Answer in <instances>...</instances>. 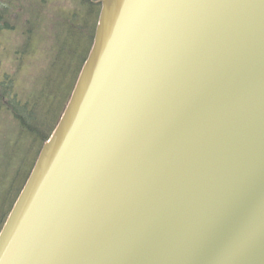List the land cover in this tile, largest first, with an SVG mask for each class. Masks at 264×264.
I'll use <instances>...</instances> for the list:
<instances>
[{"label":"water","instance_id":"water-1","mask_svg":"<svg viewBox=\"0 0 264 264\" xmlns=\"http://www.w3.org/2000/svg\"><path fill=\"white\" fill-rule=\"evenodd\" d=\"M0 264H264V0H102Z\"/></svg>","mask_w":264,"mask_h":264},{"label":"trees","instance_id":"trees-1","mask_svg":"<svg viewBox=\"0 0 264 264\" xmlns=\"http://www.w3.org/2000/svg\"><path fill=\"white\" fill-rule=\"evenodd\" d=\"M14 1L11 7L18 12V23L0 25V65L4 59L18 67L17 75L16 70L9 78L0 76V114L6 119L0 126V229L43 143L44 137L32 143L23 136L44 122L43 128L48 130L49 123L58 122L91 47L100 10L99 0H77L81 2L78 9H74L76 0H46L49 4L18 0V6ZM55 1L52 14L48 5ZM40 7H47V14ZM33 8L39 13L26 25L25 14ZM43 18L51 21L45 29L40 26ZM53 18L57 25L53 26ZM66 24L76 26L79 32L66 37L68 31L62 26ZM69 60L75 62L71 70L67 68ZM36 74L39 76L33 80Z\"/></svg>","mask_w":264,"mask_h":264},{"label":"bare ground","instance_id":"bare-ground-1","mask_svg":"<svg viewBox=\"0 0 264 264\" xmlns=\"http://www.w3.org/2000/svg\"><path fill=\"white\" fill-rule=\"evenodd\" d=\"M13 1L14 0H0V8H2V11H1V14H0V25H2V24L9 25L11 23H14V24L15 23H18V12L14 13V10L11 7V4H12ZM86 1L87 0H85V2ZM101 1L102 0H99L98 2L100 3ZM72 2L74 3L73 0H72ZM89 2H92L93 3V2H95V0H89ZM14 3L17 4L18 3V0H15ZM38 3L43 4V3H48V2L46 0H43V3L41 1H39ZM56 4H57V1H55L51 5H48V7H50V11H49L50 13L52 12V14H55V9L53 7ZM80 4H81V2H79V1L76 0L75 1V8L74 9H78V7H79ZM17 6H18V4H17ZM40 9H41V11H43L46 14H47V12L49 10L47 7H44V8L40 7ZM38 13H39V9H37V8L29 9V11L25 14V17H26V18H24L25 19V21H24L25 24L28 25L29 22L32 24L34 22V20L36 19V16H37ZM52 17L53 16L50 15V18H52ZM55 19L56 18H53V20H52L53 26L54 25H57V21H55ZM68 19L69 18L66 19L67 22H68ZM41 20H40L41 21L40 26H42V28H44V29L51 22V21L49 22L45 18H43ZM62 26L66 27V30L68 31L66 37L68 35H71L73 37L77 32H79V30L77 31V27L76 26H68V24L62 25ZM58 33H59V36L62 35V31H61V33L60 32H58ZM37 34L40 35L38 32H37ZM16 63H18L17 60H16ZM74 63L75 62H72L71 60H69L67 68H69L70 70L73 69ZM62 65H63V63H62ZM11 67H12V71L8 70L5 65H0V76L3 77V78H5V79L6 78H9L13 74V72H15L16 70L17 71L15 72V74L17 75V73H18L17 64H12ZM38 76H39L38 74H36L35 76H33V80H35L36 77H38ZM57 78H59V77H57ZM55 81H57V80H55ZM74 85H75V83H74ZM13 108H16V106L13 105ZM0 116H1V114H0ZM3 121H2V119L0 117V126H2V122ZM57 125H58V123H56V124L55 123H49V126H48L49 127V130L47 128H43V127H45L44 125L38 126L36 129L32 130L31 132H29V133L25 134V136H23V139L30 140L32 143H35L37 141V139H41L42 137H44L42 139V142L43 143L41 144L40 149H38V153H37V156H36L37 158L39 157V155H40L43 147L46 146V144L50 141L52 135L54 134V132L56 130ZM37 158H36V160H37ZM32 169H33V167H32ZM32 169L30 170V173H29L27 179L29 178ZM27 179H26V181H27ZM26 181L23 183V185H22V187L20 189L19 194L25 188ZM12 209H13V206L10 209V211L8 212V214L6 215V218L5 219L9 218V215H10Z\"/></svg>","mask_w":264,"mask_h":264},{"label":"rangeland","instance_id":"rangeland-1","mask_svg":"<svg viewBox=\"0 0 264 264\" xmlns=\"http://www.w3.org/2000/svg\"><path fill=\"white\" fill-rule=\"evenodd\" d=\"M16 43L17 42L13 39L12 42H11V45L15 47L16 46ZM2 65H5L8 70L12 71V67H11L12 64L10 63V60L4 61V59H3L2 60ZM0 117H1L2 120L6 121L4 114H1ZM46 124H47V122H44V125H46Z\"/></svg>","mask_w":264,"mask_h":264}]
</instances>
